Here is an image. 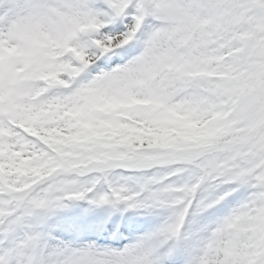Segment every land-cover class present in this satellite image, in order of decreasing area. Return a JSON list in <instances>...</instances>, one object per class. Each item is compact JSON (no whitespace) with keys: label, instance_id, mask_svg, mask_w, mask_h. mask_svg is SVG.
<instances>
[{"label":"snow or ice","instance_id":"snow-or-ice-1","mask_svg":"<svg viewBox=\"0 0 264 264\" xmlns=\"http://www.w3.org/2000/svg\"><path fill=\"white\" fill-rule=\"evenodd\" d=\"M0 264H264V0H0Z\"/></svg>","mask_w":264,"mask_h":264}]
</instances>
